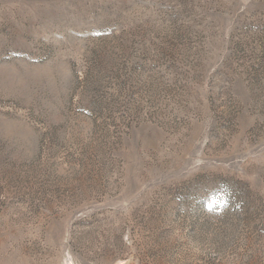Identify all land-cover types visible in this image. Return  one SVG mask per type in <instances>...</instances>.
Wrapping results in <instances>:
<instances>
[{
  "label": "rangeland",
  "instance_id": "1",
  "mask_svg": "<svg viewBox=\"0 0 264 264\" xmlns=\"http://www.w3.org/2000/svg\"><path fill=\"white\" fill-rule=\"evenodd\" d=\"M0 264H264V0H0Z\"/></svg>",
  "mask_w": 264,
  "mask_h": 264
}]
</instances>
